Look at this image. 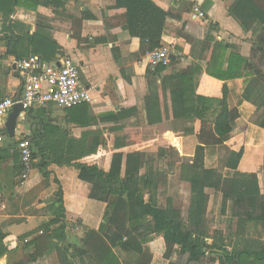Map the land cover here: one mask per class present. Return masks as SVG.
<instances>
[{
	"label": "crops",
	"instance_id": "crops-1",
	"mask_svg": "<svg viewBox=\"0 0 264 264\" xmlns=\"http://www.w3.org/2000/svg\"><path fill=\"white\" fill-rule=\"evenodd\" d=\"M64 7L59 11L74 19L89 16L82 21L80 29L69 33L55 32L51 42L56 46L55 53L49 61L43 60L39 54L32 52L33 44L30 36L36 28L37 15L51 18L53 8L44 6V0H28L30 7H14L9 18L0 14V100L7 97L18 99L22 81L16 70L18 57L26 59L37 56L45 63L61 64L70 59L78 68L80 84L90 92L93 102L77 105L71 109H61L54 103L42 107H33L22 112L17 120L13 137L6 131L7 117L0 119V264H60L58 249L62 246L82 247L89 232H100L105 224L106 204L90 199L91 185L79 179V171L74 167L50 164L48 176L43 178L33 161L29 179H20L21 166L18 141L29 140L32 146L42 134L48 153L59 152L63 148L78 146L87 142L95 146L100 158L110 156L113 152H139L143 161L140 175L149 171L158 172V188L155 192L147 191L144 199L153 196L157 205L165 209L168 204L176 211L186 214L190 204L189 169L187 164L176 163L167 172V161L158 158L159 137L157 126L149 122L147 97L150 93L146 78L147 64L144 61L146 43L138 37L129 35L119 24L124 11L115 8L114 0H62ZM159 9L168 12H183L190 3L205 15L196 23L202 28L190 36L179 32L174 39L162 38L161 44H171L173 60L161 76L173 73L187 74L196 62L203 70L198 78L195 95L212 100H221L223 89H226V103L230 110L236 109L239 118L232 124L230 138L215 148L204 151L205 169H220L224 177L232 178L235 174L254 175L257 179L261 195H264V129L260 121L255 122V108L242 100V93L248 80L247 72L242 66L240 75L227 81H221L205 73L206 62L193 59L197 41H203L208 33L207 26H217L216 41L238 47L243 59L249 58L251 31H245L239 25L232 10L239 0H149ZM250 5L248 6V8ZM246 8V7H245ZM112 19V21H110ZM2 21L4 25L2 26ZM74 21L72 22V24ZM167 23L176 28L178 23L167 19ZM10 29L12 31H10ZM12 41L13 49L8 47ZM204 42V43H203ZM203 46L208 44L203 41ZM42 41H35L37 49H43ZM209 46L201 55L209 58ZM118 61V65L114 61ZM228 50L224 59L223 70L226 69ZM18 56V57H17ZM121 69V74L120 73ZM131 111L122 122V130L107 133L96 123L99 116ZM45 129L48 131L45 132ZM201 123L196 121L191 134L180 138V154L190 158L198 145ZM120 145H115V140ZM66 139L69 141H66ZM97 139L102 144L97 146ZM38 145H41V144ZM83 143V144H84ZM242 149V156L235 170L225 166V159L231 152ZM163 165H156L157 162ZM165 170V172H162ZM152 175V174H150ZM155 178L156 173H154ZM163 180V184L159 183ZM62 193L63 219L65 239H49L51 231L58 226L45 228L55 218L57 205L55 194ZM152 192V193H151ZM150 193V195H149ZM207 203L204 212V224L207 229V245L211 249H225L230 252L233 247L243 249L252 247V241L264 246V221L238 222L230 215L231 206L227 205L222 215V195L206 189ZM211 216L213 222L208 224ZM227 228L225 229V227ZM46 229V230H45ZM53 236V235H52ZM53 238V237H52ZM48 240V241H47ZM35 242V243H34ZM259 246V245H258ZM142 249L150 255L149 264H171L176 255L164 258L165 246L162 235L152 234L142 243ZM39 253H43L40 256ZM117 252V251H114ZM119 252H117L118 254ZM38 254V256H36ZM122 254V253H121ZM119 257V256H118ZM210 254V258H214ZM72 264H91L87 259H74ZM120 264H130L119 258ZM211 264H219L216 260Z\"/></svg>",
	"mask_w": 264,
	"mask_h": 264
},
{
	"label": "trees",
	"instance_id": "trees-1",
	"mask_svg": "<svg viewBox=\"0 0 264 264\" xmlns=\"http://www.w3.org/2000/svg\"><path fill=\"white\" fill-rule=\"evenodd\" d=\"M27 1L0 0L1 17L7 20L14 7L34 9L35 7L26 4ZM114 1L115 8L124 11L121 17L123 23L119 25L126 29L130 36L138 37L146 43L145 52L158 48L164 37L174 39L179 32L190 36L202 31L196 21L190 19L193 3H190L183 12H165L149 0ZM239 1L240 6L238 3L231 13L243 30L252 33L249 58L243 59L237 46L217 42V26L210 24L204 38L208 44L203 46L204 40L203 43L197 41L193 59L195 61L205 59V73L221 81L239 76L243 66L248 80L242 93V100L254 106L255 122L260 121V127L264 129V3L262 0ZM64 4L62 0H44V6L53 8V16L45 18L37 15L35 31L29 38L33 44L32 52L39 54L45 61H49L55 53L56 46L51 42L55 32L69 33L80 29L82 21L89 18L82 16L74 19L66 16L59 12ZM167 19L176 21L178 26L172 28ZM2 22L3 26L4 21ZM5 39L9 41L7 36ZM39 40L44 42L43 49H37L34 45L35 41ZM9 46L13 49L12 41H9ZM207 46L210 55L209 58H203L201 55L207 50ZM228 50L230 53L226 69L223 70ZM113 53L114 61L118 65L115 51ZM18 58L23 60V56ZM164 70L165 68L158 67L153 72L149 69L146 72L150 88L147 97L149 122L157 126L160 143L157 155L158 158L167 161V172L171 171L176 163L190 166V204L186 209V221L170 204L161 209L153 196L145 201L147 191L157 190L160 174L152 170L147 175H140L143 161L139 152H113L107 157V164L101 166L100 154L94 146L95 143L88 146L87 142H83L84 144L75 148L71 145L73 142L66 139L69 148L48 153L45 144L40 143L45 138V134H42L32 145L35 148L37 144L32 159L41 176L43 178L48 176L47 168L50 164L74 167L79 171V179L91 185L90 199L106 204L105 224L100 232L87 233L83 246L75 247L70 257L73 260L87 259L91 264H120L117 254L119 252L130 257L126 260L131 262L130 264H149L150 255L142 249V243L146 237L159 234L164 240V258L169 259L174 254L177 257L171 264H211L216 260L219 264H264V246L261 243L252 241V247L243 249L233 247L230 252H226L225 249L211 251L214 244L207 245L208 235L206 230H203L207 229L203 220L207 203L206 189L222 195V215L230 204V215L238 222L264 221V195H261L254 175L235 174L234 177L227 178L220 169H205L203 164L206 148L218 147L230 138L231 124L239 118L238 111L228 108L225 87L221 100L195 95L198 78L203 73L196 62L192 64L187 74L173 73L163 77L161 74ZM129 113L131 111L101 115L96 123L103 132L116 133L123 129L122 122ZM196 121L201 123L200 134L197 137L198 145L192 157H182L179 148L180 138L192 133ZM47 131L48 129H45V132ZM96 142L97 146L102 144L99 139ZM117 142L115 140V145ZM39 143L41 145H38ZM241 156L242 149L237 153H229L225 159V166L235 170ZM154 173L158 178H155ZM55 196L57 205L55 218L50 220L45 228L48 230L58 226L51 231L53 236L49 235L48 238L63 242L65 234L61 221L64 217L61 191L59 190ZM70 248L72 247L62 246L58 249L60 264H72L67 258ZM38 254L42 256L43 253ZM210 254H214L215 257L210 258Z\"/></svg>",
	"mask_w": 264,
	"mask_h": 264
},
{
	"label": "built area",
	"instance_id": "built-area-1",
	"mask_svg": "<svg viewBox=\"0 0 264 264\" xmlns=\"http://www.w3.org/2000/svg\"><path fill=\"white\" fill-rule=\"evenodd\" d=\"M204 17V13L198 8H193L190 13L192 21H201ZM171 55L172 45L161 44L158 48L146 52L143 58L148 69L153 72L158 67L168 68ZM15 67L21 75V93L18 99L7 97L0 100V119L7 117L14 105H20L26 111L36 106L54 103L66 110L93 102L90 92L80 84L78 68L70 59L66 58L58 65L45 63L37 56H30L17 60ZM16 149L21 166L20 179L26 182L33 165L31 144L29 140L22 138L18 141Z\"/></svg>",
	"mask_w": 264,
	"mask_h": 264
},
{
	"label": "water",
	"instance_id": "water-1",
	"mask_svg": "<svg viewBox=\"0 0 264 264\" xmlns=\"http://www.w3.org/2000/svg\"><path fill=\"white\" fill-rule=\"evenodd\" d=\"M170 58H171V60H173L172 56ZM24 111L25 110H23L20 105H14L10 114L8 115L5 128H6V131L10 137H13L15 129H16L17 120H18L20 114ZM72 252H73L72 250H69L68 255H67V258L70 262H74L73 259L70 257Z\"/></svg>",
	"mask_w": 264,
	"mask_h": 264
},
{
	"label": "rangeland",
	"instance_id": "rangeland-1",
	"mask_svg": "<svg viewBox=\"0 0 264 264\" xmlns=\"http://www.w3.org/2000/svg\"><path fill=\"white\" fill-rule=\"evenodd\" d=\"M262 2L264 3V0H262ZM251 14V13H250ZM118 142L121 140L120 138H118V139H116ZM101 157V156H100ZM108 156H106L105 158L103 157V153H102V158H100V160H99V163H100V165L101 166H105L106 164H107V158ZM156 165H159V166H162L163 165V163L162 162H157V164ZM162 172L164 173L165 172V170H163V168H162ZM163 180H160L159 181V183L162 185L163 184ZM182 218H183V220L184 221H186V215H185V213H182ZM213 222V219L211 218V216L207 219V223L208 224H210V223H212ZM227 228V226L225 227V229ZM118 256H119V258L123 261L124 259L125 260H127L128 258H130L128 255H125V254H121V253H118Z\"/></svg>",
	"mask_w": 264,
	"mask_h": 264
}]
</instances>
